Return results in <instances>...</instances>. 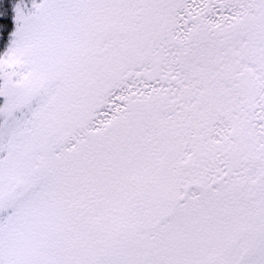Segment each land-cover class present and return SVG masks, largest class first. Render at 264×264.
Returning <instances> with one entry per match:
<instances>
[{"label": "snow or ice", "instance_id": "obj_1", "mask_svg": "<svg viewBox=\"0 0 264 264\" xmlns=\"http://www.w3.org/2000/svg\"><path fill=\"white\" fill-rule=\"evenodd\" d=\"M0 264H264V0H0Z\"/></svg>", "mask_w": 264, "mask_h": 264}]
</instances>
